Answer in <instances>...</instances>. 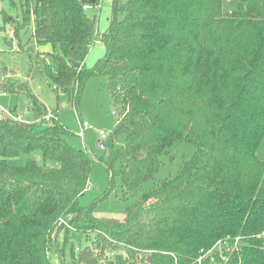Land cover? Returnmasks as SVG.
Listing matches in <instances>:
<instances>
[{
  "label": "trees",
  "instance_id": "16d2710c",
  "mask_svg": "<svg viewBox=\"0 0 264 264\" xmlns=\"http://www.w3.org/2000/svg\"><path fill=\"white\" fill-rule=\"evenodd\" d=\"M236 1L225 11V0H112L100 32L86 10L101 0H22L17 35L33 20L36 44L52 48L50 60L27 51L28 78L50 79L80 113L87 80L105 76L118 121L101 153L76 147L29 80L0 66V93L25 94L39 118L0 120V264H56L54 250L65 264L62 229L67 239L78 231L89 240L77 254L72 247L71 264H114L119 249L130 264H200L216 242L238 236L241 249L225 264H264V0ZM95 40L106 53L89 68ZM178 140L194 145L192 157L142 192L123 219L95 215L100 199L80 203L96 159L109 171L102 198L116 178L127 196L155 178ZM10 147L41 150L57 164L29 157L13 165Z\"/></svg>",
  "mask_w": 264,
  "mask_h": 264
},
{
  "label": "rangeland",
  "instance_id": "374dc122",
  "mask_svg": "<svg viewBox=\"0 0 264 264\" xmlns=\"http://www.w3.org/2000/svg\"><path fill=\"white\" fill-rule=\"evenodd\" d=\"M236 2V0H225V11L235 6ZM111 5L112 0H101L99 6L87 7V14L92 18H97V30L100 32L106 31L110 25ZM23 20L22 0H0V66L12 77L23 81L29 80L32 91L39 96L47 108L58 111L61 122L69 131L67 139L71 144L94 153H101L103 150L100 149L98 144L102 140V136L99 132L104 130L107 136L110 135L118 121V116L114 113L115 104L107 86V78L105 76H92L87 80L81 96L80 113L68 95L54 88V84L50 79L42 76L33 79L28 78L29 55L27 51L33 49L36 52L38 50L45 53L51 51L52 48L50 45L36 44L33 20L30 26L20 27L19 35H17L15 22L22 23ZM11 33H13V36ZM105 53V45L95 40L86 57V66L92 67ZM44 55L48 60L51 59L47 53ZM0 104L14 111L15 114H20L22 119L27 122L33 123L39 119L37 113L31 108V100L23 93L0 95ZM85 120L89 122L90 126L86 129V137L83 139L78 136V132L81 129V122ZM38 130L40 129L38 128ZM124 143L125 135H120L118 144L123 145ZM193 152L194 145L190 141H176L162 155V163L154 179L146 182L136 193L126 196L121 186V179L116 178V187L105 198H102V196L110 186L109 171L105 164L96 159L92 180L80 197V203L88 205L100 199L97 202L95 215L123 219L126 208L135 203L142 192L153 188L159 180L174 177L180 166L192 157ZM258 156L264 160V138L259 146ZM7 157L13 165H23L29 157L35 158L39 163L46 166L57 164L56 161L44 160L41 150L25 153L17 147H10ZM66 239V230L62 229L58 238L59 248L60 250L64 249V253H61V255L65 258V264H71L72 247H75L77 254L80 249L88 245L89 240L78 231H71L67 241ZM59 256L58 252L54 250L52 253L53 260L60 261ZM110 257L113 259L114 264H130L123 249L110 253ZM142 259H137L138 264H143ZM59 263L61 264V261Z\"/></svg>",
  "mask_w": 264,
  "mask_h": 264
},
{
  "label": "built area",
  "instance_id": "2783aa9c",
  "mask_svg": "<svg viewBox=\"0 0 264 264\" xmlns=\"http://www.w3.org/2000/svg\"><path fill=\"white\" fill-rule=\"evenodd\" d=\"M13 36V33H11ZM0 95H6L5 92H1ZM115 113V112H114ZM53 116L52 113H49L46 115V118H51ZM5 118H12L17 120H22V116L20 114H15L14 111L7 109L5 106L0 104V120ZM90 126L88 121H82L81 122V129L78 132V136L85 139L86 137V129ZM102 136V139L107 136L106 132L104 130H101L99 132ZM63 223V218L60 219ZM263 237L264 239V232L259 235ZM243 238L241 236L232 238L227 237L225 239H221L218 242L215 243L214 246H212L209 250L204 252L199 258L198 262L200 264H203L205 260L210 262V264H225L227 263L231 256L237 254L241 249V243ZM56 264H60L57 259L55 260Z\"/></svg>",
  "mask_w": 264,
  "mask_h": 264
},
{
  "label": "water",
  "instance_id": "95a60500",
  "mask_svg": "<svg viewBox=\"0 0 264 264\" xmlns=\"http://www.w3.org/2000/svg\"><path fill=\"white\" fill-rule=\"evenodd\" d=\"M98 145H99L100 148H105V144L102 143L101 141H99V144Z\"/></svg>",
  "mask_w": 264,
  "mask_h": 264
}]
</instances>
